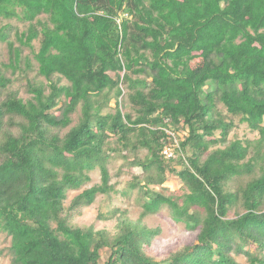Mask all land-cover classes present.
Returning a JSON list of instances; mask_svg holds the SVG:
<instances>
[{
  "label": "trees",
  "instance_id": "1",
  "mask_svg": "<svg viewBox=\"0 0 264 264\" xmlns=\"http://www.w3.org/2000/svg\"><path fill=\"white\" fill-rule=\"evenodd\" d=\"M0 21L10 264H264V0H0ZM242 124L257 137L231 139ZM113 158L117 177L134 169L123 193H138L142 216L168 206L197 241L159 260L147 249L160 230L140 219L75 224L118 192Z\"/></svg>",
  "mask_w": 264,
  "mask_h": 264
},
{
  "label": "rangeland",
  "instance_id": "2",
  "mask_svg": "<svg viewBox=\"0 0 264 264\" xmlns=\"http://www.w3.org/2000/svg\"><path fill=\"white\" fill-rule=\"evenodd\" d=\"M1 24L2 22L0 21V25ZM38 48L39 42H35V50L37 51ZM24 55H29L34 60V53L30 49H25ZM200 60H202V58L197 59V61ZM7 61L8 47L6 43H3L0 44V63ZM34 75L35 73H32V76ZM12 88H19L22 97L28 98L30 96L25 92L24 80H15ZM124 100L126 101V99ZM112 104L115 105V101H113ZM123 109L125 111L128 110L126 106ZM75 121H77V115L75 116ZM237 137L253 138L257 137V133L250 131L246 124H242L231 134V139ZM122 164L123 160L121 158H113L109 162L111 174L113 175L112 181L113 183H117L118 192L98 195L96 201L91 206L83 208L74 216L73 222L81 226H94L96 229L107 228L113 232L119 216L125 215L134 220L140 219L142 223L148 227L160 230V234L156 236L152 245L147 249V252L151 256L159 260L168 257L171 253L184 245L197 241L198 231H190L183 222L176 221L172 215V210L168 206H164L157 214L142 216L143 209L137 201L138 193L134 192L132 196H127L123 193V190L128 187V183L132 180L130 174L134 172V169H124L125 172H128L127 174L121 177L116 176V172ZM244 179L247 181L251 179V177L246 176ZM100 182V172L95 171L92 173L91 181L87 182L81 190L99 184ZM169 185L178 188L175 195L183 193L182 189H180L181 181L178 177L171 176ZM80 191L70 192L67 203L69 204ZM166 193L170 194L167 191ZM105 216L107 217L105 218ZM10 243L11 239L0 232V264H10ZM110 252V249H106L103 252L104 259L109 257ZM237 260L239 264H249L245 256H238Z\"/></svg>",
  "mask_w": 264,
  "mask_h": 264
},
{
  "label": "built area",
  "instance_id": "3",
  "mask_svg": "<svg viewBox=\"0 0 264 264\" xmlns=\"http://www.w3.org/2000/svg\"><path fill=\"white\" fill-rule=\"evenodd\" d=\"M168 134L172 137L175 136L174 132L171 130H168ZM179 147L178 141L175 139L170 145L166 146L163 150L164 155L167 158L174 157L176 154V149Z\"/></svg>",
  "mask_w": 264,
  "mask_h": 264
}]
</instances>
